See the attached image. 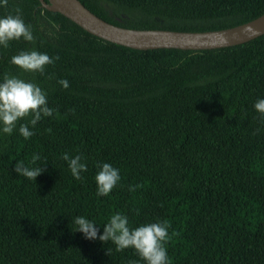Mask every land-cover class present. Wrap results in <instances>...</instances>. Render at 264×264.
<instances>
[{
  "label": "trees",
  "instance_id": "obj_1",
  "mask_svg": "<svg viewBox=\"0 0 264 264\" xmlns=\"http://www.w3.org/2000/svg\"><path fill=\"white\" fill-rule=\"evenodd\" d=\"M79 1L138 30L215 31L264 13V0ZM17 7L34 39L0 45V83L5 74L35 83L55 111L0 131V264H145L132 248L117 252L75 232L79 216L102 235L116 213L130 228L167 221L170 264H264V117L254 108L264 99V34L220 49L136 50L90 35L39 0H8L0 18ZM33 50L55 62L43 73L11 64ZM20 123L34 133L27 140ZM64 154L86 164L80 180ZM18 161L44 171L28 180L14 172ZM104 163L120 180L97 196Z\"/></svg>",
  "mask_w": 264,
  "mask_h": 264
},
{
  "label": "clouds",
  "instance_id": "obj_2",
  "mask_svg": "<svg viewBox=\"0 0 264 264\" xmlns=\"http://www.w3.org/2000/svg\"><path fill=\"white\" fill-rule=\"evenodd\" d=\"M8 0H0V6H7ZM15 15L0 18V45L4 48L9 46L10 41L20 40L33 41V33L30 25L25 24L21 18V9H15ZM56 60L59 57L55 58ZM11 64L24 72L43 73L45 66L55 61L47 54L35 50L20 52L11 58ZM58 83L64 88L69 87L65 79ZM255 110L264 117V99L258 100L254 105ZM55 110L47 106L46 94L32 82L5 74L0 83V131L11 135L17 128L19 121L31 116L29 123L35 126L42 117H51ZM50 131V130H49ZM19 134L28 139L34 133L30 131L28 123L19 124ZM63 160L68 162L72 176L76 180L81 179V173L87 171L86 164L82 163L81 156L71 158L68 154L63 155ZM40 160V156L34 154L31 160L33 165ZM14 172L28 180L36 181L44 168L26 166L24 161L15 164ZM120 180L119 170L111 164L104 163L95 176L97 196H108ZM134 191V188L129 189ZM76 226L75 232H80L87 240H99L102 244L111 242L117 252L132 248L145 264H170L165 245L169 242L170 224L167 221L155 222L130 228L128 218L120 213L110 216L103 226V234L98 235L100 229L93 221L84 217H76L72 221ZM176 235V233H173Z\"/></svg>",
  "mask_w": 264,
  "mask_h": 264
},
{
  "label": "water",
  "instance_id": "obj_3",
  "mask_svg": "<svg viewBox=\"0 0 264 264\" xmlns=\"http://www.w3.org/2000/svg\"><path fill=\"white\" fill-rule=\"evenodd\" d=\"M92 36L136 50L179 49L204 51L249 42L264 34V13L241 25L215 31L179 32L128 29L110 24L89 11L79 0H39Z\"/></svg>",
  "mask_w": 264,
  "mask_h": 264
}]
</instances>
